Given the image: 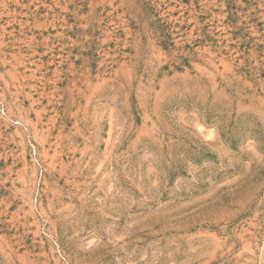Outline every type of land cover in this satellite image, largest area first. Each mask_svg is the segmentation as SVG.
<instances>
[{"label":"rangeland","instance_id":"374dc122","mask_svg":"<svg viewBox=\"0 0 264 264\" xmlns=\"http://www.w3.org/2000/svg\"><path fill=\"white\" fill-rule=\"evenodd\" d=\"M0 264H264V0H0Z\"/></svg>","mask_w":264,"mask_h":264}]
</instances>
